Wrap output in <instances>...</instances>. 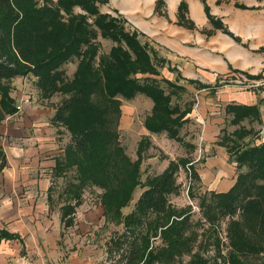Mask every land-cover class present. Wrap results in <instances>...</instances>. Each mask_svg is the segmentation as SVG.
<instances>
[{"label":"trees","instance_id":"16d2710c","mask_svg":"<svg viewBox=\"0 0 264 264\" xmlns=\"http://www.w3.org/2000/svg\"><path fill=\"white\" fill-rule=\"evenodd\" d=\"M104 2L43 0L39 5L37 0H0V122L16 111L10 96L9 82L13 78L32 75L42 99L56 94L62 97L51 122L66 128L69 140L61 159L56 160L53 177L67 179L75 169L64 190L70 200L61 207L63 227L73 226L76 209L82 204V192L96 187L102 191L99 201L105 223L122 225L120 232L111 234L104 263L180 264L188 256L186 264H208L201 253L212 247L220 256L216 229L227 217L228 263L264 264V260L252 261L264 259V141L258 145L244 143L243 139L253 134L252 129L240 127L221 138L230 159L237 164L238 173L227 192H206L210 200L200 199L198 207L205 223L200 226L201 232L196 230L197 223L191 222L190 208L176 211L169 203V196L178 190L175 172L180 165L175 162H170L160 175L148 177L134 210L122 214L139 184L143 153L149 141L141 138L138 142L136 163L125 156L110 129L111 118L115 119L120 105L116 98L131 101L142 95L150 99L152 107L143 121L145 129L150 134L165 133L177 142H181L179 132L188 121L193 103L182 107L179 101H173L181 100L186 88L164 78L157 79L167 61L142 43L140 34L129 30L123 18L101 13L98 5ZM202 3L210 24L239 41L214 20L204 0ZM163 4V0H158L155 11ZM238 8L247 9L243 5ZM186 13L187 6L181 2L178 24L193 29ZM98 37L114 44L107 53H100ZM74 59L75 70L67 78L63 68ZM225 113L232 125L244 120L260 123L258 105L228 104ZM4 157L0 150V168L4 166ZM180 162L186 163L185 159ZM189 167L190 179L198 182L196 170ZM188 194L194 198L192 185ZM50 200L49 192V203ZM157 237L161 242L156 245ZM13 238L0 231V243Z\"/></svg>","mask_w":264,"mask_h":264},{"label":"crops","instance_id":"0c3cea01","mask_svg":"<svg viewBox=\"0 0 264 264\" xmlns=\"http://www.w3.org/2000/svg\"><path fill=\"white\" fill-rule=\"evenodd\" d=\"M103 1L111 10L101 13L117 11L132 25L127 23L128 29L140 34L142 43L166 59L164 68L171 77L164 79L184 88L191 86L205 95H215L226 102L222 111L227 118L225 106L228 104L258 105L260 124L264 125V90L241 92L236 85L220 83L221 78L228 76H234L235 82L241 81L240 76L244 82L252 83L250 87L258 86L253 84L256 82L264 83V52L261 51L264 47V0H204L214 20L239 41L210 24L202 0H163L158 12L164 15L155 11L158 0ZM181 2L187 6V19L193 29L178 25ZM238 5L247 9H240ZM256 76L261 78H253ZM34 82L32 75L10 80V96L16 111L0 122V150L5 156L4 166L0 168V231L14 236L0 243V264H97L106 257L110 239L102 248L95 249L92 244L96 238L92 232L96 227L95 216L101 209L100 202L95 211L84 214L83 222L75 212L73 226L64 228L59 209L65 203L56 208L48 201L49 192L61 190L60 193H64L66 188L62 177H53V168L56 160L61 159L69 137L65 138L59 131L63 129L51 122L58 102L54 101V96L42 99ZM261 86L264 89V84ZM211 110L218 108L199 107L203 120L201 140L212 151L206 157H226L229 161L230 155L220 142L223 134L230 135L240 127L253 131L254 128L245 126L248 120L232 125L229 118V125L235 127L233 131H220L223 120L220 113L216 115ZM193 113L191 109L188 115ZM252 135L255 134L248 135L243 142L258 145L264 141L252 140ZM208 162L207 158L205 164L211 167ZM222 176H228L229 180H214L211 186L216 193L227 192L235 182L229 171L218 170L215 178Z\"/></svg>","mask_w":264,"mask_h":264},{"label":"rangeland","instance_id":"374dc122","mask_svg":"<svg viewBox=\"0 0 264 264\" xmlns=\"http://www.w3.org/2000/svg\"><path fill=\"white\" fill-rule=\"evenodd\" d=\"M43 0H37L39 5H42ZM52 2H56V0H51ZM103 4V5H101ZM98 5L99 11H104L106 9H110L108 5L104 3H101ZM111 10V9H110ZM76 13H82L79 9H75ZM117 11L109 12L111 16L113 17H121L123 16L121 14H118ZM188 13V12H187ZM187 13L186 18H187ZM107 14V13H106ZM126 21V27L127 23L128 25L130 22H128L125 18H123ZM131 25V24H130ZM179 25V24H178ZM132 26V25H131ZM184 28H187L185 25H179ZM189 29V28H187ZM130 30V29H129ZM98 42L100 44V53H107L109 49L114 45L112 42L103 40L100 37H98ZM158 54V53H157ZM159 57H161L158 54ZM163 58V57H161ZM165 59V58H163ZM166 60V59H165ZM76 60H72L69 64L64 66V71L66 72L67 78H71L72 74L76 67ZM166 66V65H165ZM175 74V73H174ZM160 79L161 77L166 78L171 77V74L163 67L160 69ZM138 78H142L143 76L138 75ZM239 80L241 81H233L236 80L234 76H228L225 78L220 79L221 84H233L238 87H240L241 92L248 91L249 89H260L264 90L261 86L264 84L263 82H256L253 84H259L258 86L250 87L252 83L244 82L240 76H238ZM164 86V84H162ZM187 91L185 93H181V100H176L173 98V101H179L180 104H182V107L185 103L192 102L193 105V115H188V121L183 126V128L179 132V137L181 139V142H177L175 140H172L168 138V136L165 133L162 134H150L149 132H146L145 127L143 125V121L145 117L150 114L152 102L142 96L138 95L131 101H126L120 98H116L120 101V105L118 106V109H116L115 113V119L114 116H112L111 120L113 122L111 126V130L116 134L117 138V145L121 148L125 156L132 162H137V144L141 138H146L149 141V145L147 146L146 150L143 153V160L140 167V177H139V184L136 186V188L133 190L132 195L130 197V200L128 204L125 206V208L122 209V214L127 215L130 214L136 205L137 199L139 198L140 194L143 192L144 187L146 186V179L148 177H153L160 175L168 166L170 162H175L178 165V170L175 172V180L176 184H178V190L176 193L169 196V203L173 209L176 211H186L188 208H190V215H191V222L197 223V232L202 231V226L204 223L203 216L201 214V211L199 210V202L201 198H206L210 200V195L206 194V192H216V190H213L212 183L214 182H220L224 181L226 179L229 180L228 176H222L221 179L215 178L218 175V170H226L231 172L233 178H236L237 175V164L236 162L230 157L229 161L226 160V157H206V155H210L212 151H209V147L205 145V142H202V117L199 115V107L202 109V106H205V108L208 110V106L211 108H218V110H211L215 111V114L217 115L220 113V118L223 120L221 123L220 131L224 129L225 132L231 133L234 126L229 125L227 118L222 111V108L224 107L226 102H223L221 99L217 98L215 95L212 96L211 94H206L202 92H197L195 89L191 86L186 87ZM61 95L56 94L54 95V101L58 102L57 106L61 102ZM57 108V107H56ZM220 109V110H219ZM264 114V110H263ZM245 126H250L251 128H254L253 134L251 136V139H259L258 141L264 140V125L260 123L254 122L252 125L249 123H245ZM63 130H59L65 138L68 139L69 132L66 130V128H63L60 126ZM253 130V129H252ZM221 136L218 135L217 139H219ZM263 142V141H262ZM187 144L188 146H185ZM207 149V151H206ZM202 150V152H201ZM208 158V164L211 163V167L207 164H205L206 159ZM180 159H185L186 163L181 164ZM225 161V163H223ZM213 163V164H212ZM189 166H192L198 176L199 181L193 182L189 175H190V168ZM75 169L70 171L67 175V179L63 178L62 184H66L67 182L72 181V177L75 175ZM146 181V182H145ZM193 187V196L194 198L189 197L188 194V188L189 186ZM63 188V185L61 189ZM55 192L50 193L51 200L50 203L54 205L56 208L59 206V204H64L68 202L70 199L68 196L64 193ZM101 190L96 187H87L81 194V201H82V207H78L76 212L79 215V218L81 219V222H83L84 214L88 212H93L98 207L99 196L101 194ZM220 193V192H218ZM223 193V192H221ZM101 207V204L100 206ZM102 209V208H101ZM101 209L98 210V214L95 216L94 222L96 223V227L93 229V234L96 236V238H93L94 241L92 242L93 245L97 247L102 248L103 245H105L108 241V239L111 237L112 232L114 231H121L122 225H115L113 223H105L102 218L103 211ZM61 211V209H59ZM228 222V218H223L219 225L217 226L216 232L219 237L220 241V256L217 255L215 250L210 247L207 249V251L201 253V257L208 263V264H229L227 261V252L229 250L228 246V239L226 237V225ZM205 228H207V225H204ZM160 231L158 230L157 233ZM161 239L156 238L154 239V244H160ZM105 259V258H104ZM104 259L100 260L97 264H111L110 262H105ZM189 260L188 256H184L182 260L179 262L180 264H186ZM264 259L261 258H255L252 261L253 262H261Z\"/></svg>","mask_w":264,"mask_h":264}]
</instances>
